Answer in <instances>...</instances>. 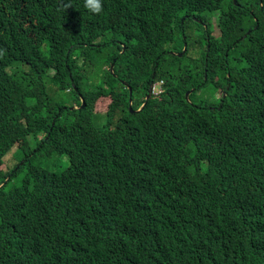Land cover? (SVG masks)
Masks as SVG:
<instances>
[{"label": "trees", "instance_id": "1", "mask_svg": "<svg viewBox=\"0 0 264 264\" xmlns=\"http://www.w3.org/2000/svg\"><path fill=\"white\" fill-rule=\"evenodd\" d=\"M84 4L0 0V264H264V0Z\"/></svg>", "mask_w": 264, "mask_h": 264}, {"label": "rangeland", "instance_id": "2", "mask_svg": "<svg viewBox=\"0 0 264 264\" xmlns=\"http://www.w3.org/2000/svg\"><path fill=\"white\" fill-rule=\"evenodd\" d=\"M218 15H219L218 13H215L214 20H213L217 24L216 25V29H214V34L215 35H218L221 32L220 28L218 27V23H217V21H218ZM204 93L207 94L208 97H216L211 89H209L207 92H204ZM102 115H104V114H100L96 118L97 125H99V126H102L106 122V120H107L106 119V116L105 115L102 116ZM13 154H14V152H13ZM9 157H10V155L7 156V158H9ZM21 158H22V156L19 155L17 161L19 162L21 160ZM17 161H16V163H17ZM37 161L38 162H41V163H44L46 165H50L51 164L49 161H44V158H42V157H39L37 159ZM21 163H23V161H21ZM69 163H70L69 162V159H68V157L66 155L61 156L60 157V160H59L58 169L62 170L64 168H66L69 165ZM7 168H9V164L7 165Z\"/></svg>", "mask_w": 264, "mask_h": 264}, {"label": "clouds", "instance_id": "3", "mask_svg": "<svg viewBox=\"0 0 264 264\" xmlns=\"http://www.w3.org/2000/svg\"><path fill=\"white\" fill-rule=\"evenodd\" d=\"M84 6L89 12H91L93 14H99L103 11L102 0H85ZM69 7H71L70 4L65 5V9H67ZM155 76H156V72H154V77ZM149 90H152L151 91V97H152V95L159 96L161 93L164 92V80H159V81L152 83ZM190 91H193V89Z\"/></svg>", "mask_w": 264, "mask_h": 264}, {"label": "water", "instance_id": "4", "mask_svg": "<svg viewBox=\"0 0 264 264\" xmlns=\"http://www.w3.org/2000/svg\"><path fill=\"white\" fill-rule=\"evenodd\" d=\"M186 51V45H185V47H184V52ZM183 52V53H184ZM180 56H182L183 54L182 53H180L179 54ZM151 91L152 90H149V94H148V96H147V99H149V98H151ZM191 92L192 91H189V92H187V94H186V97H187V99H189L190 98V94H191ZM146 103H144V105H145ZM143 105V106H144ZM83 107L85 106V103L83 102V105H82ZM142 108H140L139 110H141ZM133 110V108H132V106H131V111ZM139 110H137V111H139Z\"/></svg>", "mask_w": 264, "mask_h": 264}]
</instances>
